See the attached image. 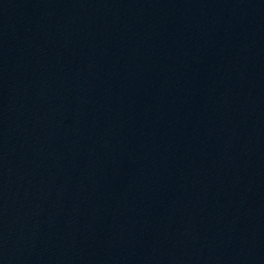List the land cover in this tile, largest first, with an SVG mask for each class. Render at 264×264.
Here are the masks:
<instances>
[{"label":"water","instance_id":"obj_1","mask_svg":"<svg viewBox=\"0 0 264 264\" xmlns=\"http://www.w3.org/2000/svg\"><path fill=\"white\" fill-rule=\"evenodd\" d=\"M0 264H264V0H0Z\"/></svg>","mask_w":264,"mask_h":264}]
</instances>
